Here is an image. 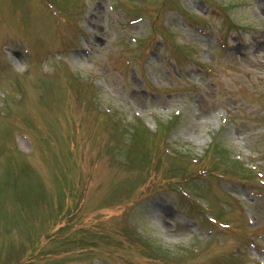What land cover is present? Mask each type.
Instances as JSON below:
<instances>
[{
    "label": "rangeland",
    "instance_id": "1",
    "mask_svg": "<svg viewBox=\"0 0 264 264\" xmlns=\"http://www.w3.org/2000/svg\"><path fill=\"white\" fill-rule=\"evenodd\" d=\"M70 2L75 5L71 11L67 3L60 2L62 12L53 0H0V15L6 21L0 20L6 27L0 28V111L8 109L10 95L23 92L11 109L25 103L26 111L44 119L50 112L46 104L57 95L63 108L59 115L68 118L62 140L66 143L83 124L78 145L66 143L70 147L64 148L70 158L57 154L46 165L38 131L20 125L14 133L18 119L1 113L0 264H108L107 252L118 253L116 264H174L165 261L164 252L158 254L160 261L152 262L137 248L157 250L158 244L168 247L179 264H264V236L257 246H250L252 237L264 234V185L260 181L250 176L246 181L212 175L215 182L208 188L218 190L219 185L218 194L209 192L206 185L204 194L194 187L184 192L165 186L175 180L177 166L183 172L189 165L196 174L216 160L225 172L228 165L237 168L234 161L239 167L246 166L253 157L263 155L264 8L260 0H85L82 6L77 4L80 0ZM223 3L239 6L227 12ZM54 10L62 12L57 27L47 20V12L52 15ZM173 45L180 50L175 51ZM63 48L67 51L56 52ZM198 50L210 52L202 72L196 64ZM171 63L185 68L186 81L165 69L171 70ZM177 91L184 94H169ZM192 96L195 99L190 100ZM183 99L187 100L184 109L192 107V111L180 118L177 128L165 132V117ZM225 110L233 117L221 123ZM136 116L157 133L136 129L138 140L125 138L127 131L118 127L119 121L135 136L127 121ZM29 121L33 123V117ZM39 124L44 129L48 125L42 120ZM130 138L137 145L129 153L127 149L118 152ZM213 138L222 140L219 152L227 149V156L206 152L200 162L190 164L176 152L186 146L195 154H204ZM140 145L148 150L162 145L154 152L161 155L135 169L132 163L147 152ZM54 146L59 150L58 144ZM168 148H173V154L164 156ZM12 153L17 157L15 163ZM15 166L21 171H15ZM145 171L154 175L147 187L141 177ZM135 179L137 193L144 188L152 192L128 204L122 218L125 197L133 194L127 187ZM206 199L216 205L222 199L246 205L248 219L244 213L237 218L246 223L252 219L253 236L245 229H233L227 242L220 243L213 237L214 225L202 214ZM66 206L70 214L67 210L66 220L60 223L63 227L45 226L46 235L37 248L39 219L47 217L49 226L51 219L62 215L54 209ZM124 222L131 228L141 226L145 237L152 239L146 240L149 245L131 246L110 239L125 235L119 228ZM113 228L121 234H111ZM84 234L87 241L80 239ZM89 241L102 246H90ZM112 243L119 250H112ZM96 253L102 257L90 260Z\"/></svg>",
    "mask_w": 264,
    "mask_h": 264
},
{
    "label": "bare ground",
    "instance_id": "2",
    "mask_svg": "<svg viewBox=\"0 0 264 264\" xmlns=\"http://www.w3.org/2000/svg\"><path fill=\"white\" fill-rule=\"evenodd\" d=\"M260 3L262 4V6L264 8V0H260Z\"/></svg>",
    "mask_w": 264,
    "mask_h": 264
}]
</instances>
